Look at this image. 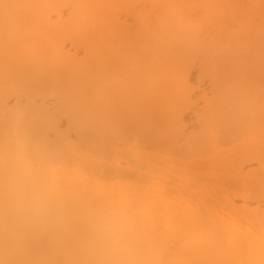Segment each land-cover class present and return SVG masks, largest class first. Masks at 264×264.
I'll return each instance as SVG.
<instances>
[{"label":"bare ground","instance_id":"1","mask_svg":"<svg viewBox=\"0 0 264 264\" xmlns=\"http://www.w3.org/2000/svg\"><path fill=\"white\" fill-rule=\"evenodd\" d=\"M262 17L264 0H0V264H264ZM86 101L148 135L141 169L92 156Z\"/></svg>","mask_w":264,"mask_h":264},{"label":"rangeland","instance_id":"2","mask_svg":"<svg viewBox=\"0 0 264 264\" xmlns=\"http://www.w3.org/2000/svg\"><path fill=\"white\" fill-rule=\"evenodd\" d=\"M247 10H248V9H247ZM249 10H250L249 12H251L252 9H249ZM253 12H254V10H253ZM255 12H257V11H255ZM255 17H256V16H255ZM249 18H250V17H249ZM258 18H259V16H258ZM258 18H257V20H258ZM262 18H264V17H262ZM251 19H252V18H251ZM253 19H254V16H253ZM247 20H248V18H247ZM257 20H256L255 22L258 23ZM259 20H261V19H259ZM263 21H264V20H263ZM263 21H262V22H263ZM251 22H252V21H251ZM263 23H264V22H263ZM247 24H248V23H247ZM251 24H252V23H251ZM254 24H255V23H254ZM248 25H250V23H249ZM256 25H257V24H255V28H256ZM263 25H264V24H263ZM250 26H251V25H250ZM250 26H248V27H250ZM259 26H260V24H259ZM261 28L263 29L264 27H261ZM247 29H248V28H247ZM256 30H258V28H257ZM262 32H264V31H262ZM262 35H264V34H262ZM262 40L264 41L263 36H262ZM261 42H262V41H261ZM262 43H264V42H262ZM259 44H261V43H258V45H259ZM258 45H256V46H258ZM251 46H252V45H251ZM262 46H263V44H262ZM262 46H260V47L262 48ZM261 48H258V50H259V49L261 50ZM254 50H256V49H254ZM250 52H251V51H250ZM255 54H256V53H255ZM255 54H253V55H251V56H254ZM262 54H263V51L261 52V55H262ZM257 55H258V54H256V56H257ZM261 55H260V57H261V59H263L262 56H264V55H262V56H261ZM254 57H255V56H254ZM256 58H258V57H256ZM254 59H255V58H254ZM255 60L257 61V59H255ZM258 61H260V63L262 62V61L259 60V59H258ZM251 63H252V61H251ZM255 63H256V62H255ZM255 63H254V64H255ZM258 63H259V62H258ZM260 63H259V64H260ZM262 63H263V64H262ZM262 63H261V64L264 66V59H263V62H262ZM254 64H253V65H254ZM262 65H259V67H260V68L262 67L261 69H262V71H263V68H264V67H263ZM254 66H255V65H254ZM254 66H252V67H254ZM255 68H256V67H254V68L252 69V71H253ZM256 69H257V70H256ZM256 69H255L256 72L254 71V73H255V76H256V78H257V77H259V75H261V73L259 74V70H261V69H259V68H256ZM258 69H259V70H258ZM260 72H261V71H260ZM254 73H253V75H254ZM256 73H258V76L256 75ZM263 73H264V71L262 72V74H263ZM248 74H252V72L250 71V73H248ZM253 75H251V76H253ZM263 75H264V74H263ZM263 75L261 76L262 78H263ZM249 76H250V75H248V77H249ZM248 77H247V78H248ZM252 78H253V77H252ZM252 78L249 77V80L251 81ZM259 78H260V77H259ZM259 78H258V80L260 81L262 78H260V79H259ZM258 80H255V78H253L252 81H258ZM263 80H264V78H263ZM261 81H262V80H261ZM261 81H260V82H261ZM262 82H263V81H262ZM113 89L116 90V88H113ZM62 90H63V89H62ZM107 90H108V89H107ZM107 90H106V91H107ZM63 91H64V90H63ZM63 91H62V92H63ZM66 91H67V88H66ZM67 92H68V91H67ZM108 93H109V91H108ZM114 93H115V92H114ZM87 94L91 96V93L89 94V93L87 92ZM105 94H106V93H105ZM68 95H69V96L72 95V97H69V96L67 97V96H66L67 99L69 100V99H72V98H73V95H74V94H68ZM113 95H114V94H113ZM74 96H75V95H74ZM106 97H107V96H105V95H104V97H103V98L106 99V100L104 99L105 101H101V102H100V100H98V98H96L97 101H95V102H97V103H101V104H103V103L105 102V104H107L106 102L108 101V99L110 100L111 97H109V96H108L109 98H108V97L106 98ZM113 97H114V96H113ZM113 97H112V98H113ZM115 97H116V96H115ZM115 97H114L112 100L108 101V102L111 103V101H112L114 104H116V102H115V101H116V100H115L116 98H115ZM74 98H75V97H74ZM74 98H73V100L75 101V103H76V102H79L78 100H77V101L75 100L76 98H75V99H74ZM61 99L63 100V98H61ZM64 99H65V98H64ZM77 99H80V102H79V103H81V98H77ZM92 99H93V97H92ZM62 100H60V101H62ZM73 100H72V101H73ZM60 101L58 102V99H57V103H60V105H61L60 107H62V104H63L64 101L62 102V104H61ZM74 101H73V102L69 101V103H68L69 106H72V105L74 104L71 108L68 107L67 105H66V106L63 105V106H64L63 108L67 107V108H66V109H67V112H72V113H73V110L78 109V108H76L75 106H78V105H79V106H78V107H79L78 110H80V109H81L80 104H79V103H76V104H75ZM89 102H91V99H90ZM89 102L86 101V103H87V105H86V106H87V109H86V110H87V111L89 110V113L86 112V111L84 110L85 112H83V115H82V116H84V115H85L84 113H86V115H88V114H89V115H92L91 117L89 116L90 118H88V120H90L91 123H92V122H96V121H98V119H99V122H100V123L97 122V124L99 123V124H98V126H99V130H98V127H96L97 125H95L94 123H92V127H91L90 125H88V124H90V122H89L87 119H86L85 122H82V123H81V126H80V127H81V128H84V129L86 130V131H85L86 134H88L89 136H90V134H91V137H90V138H88L86 135H83V137H82L81 134H83V130H84V129L82 130V132H79L77 129L74 130L75 128H77L76 126H79V125H77V124H76L75 127H73V128H74V129H73L74 132H73V131H70V130H72V126L75 125L73 122L75 121V119H77V117H79V116L81 115L82 112L79 113V111H78L79 115L75 113V114H76V115H75L76 118L73 117V114H74V113H73V114H72V117H73L74 119L72 120V118L68 117L69 114L66 113V112H64L65 110L63 109V110H64L63 112L66 113V114L62 115V116H63V119H65V120L63 121V119L60 118V119L63 121V122L60 123V125H61L62 128H63V127H66V128H67V135H69V136H74V137H77V138H84V139L87 137V138L85 139V140H87V141H85V142H89V144L91 143V144L93 145V147H95V150H94V148H93V149L91 150L92 152H90V150H89V148H90V147H89V144H88V143H83V144H82V142H79V143H77V142H73L71 146H68V148L70 147L71 150L74 149L73 151H75V152H77V153H80L81 155H84L85 157H86V156H89V154L92 153V156L96 157L97 159L99 158L100 161L103 162L101 166H103V165L106 166V167L110 166L108 163H112L113 161L116 160V155H117V156L120 155V156H119L120 161H123L122 163L120 162V163H121L120 165H123V166H130V164H131V166H140V167H138V168L141 169L143 165H141L140 162L137 163V162L135 161L136 157L132 154V151H133V150H135V151L138 150V151H139V150H146V149H148L149 146H150L151 143H152V141H149L150 139L147 138L148 135H147L146 133H145L146 137H144L145 135H143V137L145 138V140H144V139L139 140V138H140L141 136L138 135V136H139V137H138V136L136 135V134H138V132H137V133H136V132H133V133L131 132L132 135L129 136V134H131V133H130L129 131L127 132V129L125 130V128H124V131H125V132H123V128H122V127H119V128H118L119 125L116 124V125H117V126H116L115 123L112 122L111 117L113 116V114L111 115V117H110L109 115H107V114H104L105 111H104V109L101 107V104H99V105H94V104L90 103V105H92L91 108H90V106H88V105H89V104H88ZM117 102H118V104H119L121 101L119 102V101H118V98H117ZM57 103H56V104H57ZM72 103H73V104H72ZM110 103H109V104H110ZM122 103H123V102H122ZM53 104H55V103H53ZM65 104H66V102H65ZM77 104H78V105H77ZM111 104H112V103H111ZM114 104H113V107L111 106L110 109H112V108L114 109V107H115ZM57 105H58V104H57ZM120 105H121V104H119V106H120ZM81 106H82V103H81ZM102 106H104V107H105V110H106V107H107V106L104 105V104H103ZM116 106H118V105L116 104ZM125 106H126V109L123 108L124 105H123V106L121 105L120 108L117 107V108H119L118 110H117V109H115V110L112 109V113H114V114L116 115V113L113 112V111H116L117 114H118V113L120 112L119 110L122 108L121 112H122L123 110H124V112L127 110V112H126L127 115H128V114L130 115V112L128 111V110H129V109H128V106H127L126 104H125ZM58 107H59V106H58ZM60 107H59V108H60ZM73 107H74V108H73ZM88 107L92 110L93 113L91 112V110H90ZM55 108H56V107H55ZM68 108H69V109H73V110H72V111H71V110L68 111V110H69ZM82 108H83V106H82ZM115 108H116V107H115ZM61 109H62V108H61ZM83 109H84V108H83ZM110 109L108 108V112H109ZM76 111H77V110H76ZM82 111H83V110H82ZM94 112H95V113H94ZM102 112H103V114H102ZM61 113H62V112H61ZM91 113H92V114H91ZM96 113H97V114H96ZM105 113H106V112H105ZM110 113H111V111H110ZM62 114H63V113H62ZM93 114H94V115H93ZM77 115H78V116H77ZM86 115H85V117H87ZM105 115H106V117H105ZM127 115H124V116L127 118V117H128ZM93 116H94L96 119H93V120H92V118H94ZM96 116L99 117V118H97ZM119 116H121V115H118L117 119L114 120V121L118 122V121H119V119H118ZM124 116H123V117H120V120H122V119L124 118ZM126 118L124 119L125 121H126ZM82 119H84V118H82ZM82 119H81V116H80V118H79L78 120L81 122ZM109 119H110V120H109ZM113 119H115V118H113ZM131 119H132V118H131ZM137 119H139V121L137 120V121L135 122V121L131 120V126H129V130L132 129V126H133V124H135V123H136V126H137V127H136L135 125L133 126V128L136 127V128L134 129V131L138 128V125H139V124H140V126H141V122H140L141 120H140V118H138V116H137ZM78 120H77V121H78ZM94 120H95V121H94ZM100 120H101L102 122H101ZM66 121H67V123H68L69 125L72 124V123H73V125L68 126V124L66 123ZM69 121H70V122H69ZM79 121H78V122H79ZM82 121H83V120H82ZM87 121H88L89 123H88ZM128 121H130V120H128V118H127V121H126V122H128ZM132 121H133L134 123H132ZM126 122H125V123H126ZM75 123H76V122H75ZM102 123H103V125H102ZM118 123H120V121H119ZM104 124H105V125H104ZM120 125H121V123H120ZM127 125H128V124H127ZM93 126H94V127H93ZM80 127H79V128H80ZM124 127H126V126H124ZM101 128H102V129H101ZM106 128H107V129H106ZM120 128H122V129H120ZM140 128H142V126H141ZM68 130H69V131H68ZM79 130H80V129H79ZM139 130H140V129H139ZM142 130H143V128H142ZM142 130H141V131H142ZM76 131H78V132H76ZM80 131H81V130H80ZM87 131H89V132L87 133ZM104 131H105L106 133H105ZM131 131H133V130H131ZM75 132L77 133V135H76ZM108 132H109V134H108ZM73 133H74V135H72ZM78 133H80V134H78ZM89 133H90V134H89ZM103 133H104V134H103ZM126 133H127V134H126ZM134 133H135V134H134ZM84 134H85V133H84ZM107 134H108V135H107ZM113 134H114V135H113ZM139 134H140V133H139ZM142 134H144V132H143ZM92 135H93V136H92ZM112 135H113V138H114V139H112V140H114V141H112V140H110V141H112L111 144L114 143V145L111 146V144H110V146L108 145L109 147H106V148H103V149H102L101 147H102V146L104 147V146H106V145L108 144V143L106 142V140H107L108 138H109V139L112 138V137H111ZM126 135H127L128 137H131V138H133L134 135H135V137L133 138V140H132V139H127V138H126ZM249 135H250V136H249ZM80 136H81V137H80ZM84 136H86V137H84ZM105 136H106V137H105ZM115 136H116V138H115ZM117 136H118V137H117ZM150 136H151V134H150ZM95 137H96L97 139H96ZM247 137H248L247 139L250 140V141H248V142H249V143H252V142H251V141H252L251 139H253V137L251 136V132H250V133L248 132ZM125 138H126V139H125ZM146 138H147L148 140H147ZM152 138H153V137H152ZM88 139H89V140H88ZM90 139H91V140H90ZM92 139H93V140L95 139V142H96L97 145H99L100 143H102V146H101V147H98ZM53 140H54V141H52V142H53V146H56V145H57V141H56L55 138H54ZM137 140H138V145L136 144ZM151 140H152V139H151ZM261 140H262V139H261ZM103 141H104V142H103ZM107 141H108V140H107ZM110 141H109V143H110ZM139 141H140V142H139ZM141 141H142V142H141ZM147 141H148V142H147ZM257 141H260V140L257 138V139L255 140V142H257ZM93 142H94V143H93ZM98 142H99V143H98ZM105 142H106V144H104ZM150 142H151V143H150ZM263 142H264V141H262V145H263L262 147H264ZM63 143H64V142H61L59 145H62V146H63ZM134 143H135L136 145H134ZM142 143H143V144H142ZM80 144H81V145H80ZM123 144H124V145H123ZM59 145H58V146H59ZM82 145H83V146H82ZM86 145H87V146H86ZM92 145H91V146H92ZM100 145H101V144H100ZM122 145H123V146H122ZM144 145H145V146H144ZM62 146H59V148H61ZM81 146H82V147H81ZM96 146H97V147H96ZM114 146H115V148H112L111 151H110V147H114ZM117 146H119L120 148L117 147ZM125 146H126V148H125ZM127 146H128V147H127ZM140 146H141V147H140ZM71 147H72V148H71ZM83 147H85V148H83ZM87 147H89V148H87ZM137 147H139V148H137ZM64 148L66 149V147H64ZM68 148H67V149H68ZM86 148H87V150H86ZM108 148H109V150H107ZM121 148L123 149V151H121ZM141 148H143V149H141ZM101 149H102V150H101ZM105 149L108 151L107 153H106V150H105ZM124 149H128V150H127L126 152H124ZM88 150H89V151H88ZM129 150L131 151L130 153H129ZM62 151H65V150L62 149ZM66 151H68V150H66ZM69 151H70V150H69ZM96 151H97V152H96ZM109 151H110V152H109ZM89 152H90V153H89ZM110 154H111V155H110ZM7 155H8V154H7ZM121 155H123V156H121ZM99 156H100V157H99ZM124 156H125V157H124ZM11 157H13V156L11 155ZM104 157H105V158H104ZM96 158H95V159H96ZM106 158H107V159H106ZM80 159H81V157H80ZM99 159H98V160H99ZM83 160H84V159H83ZM132 160H133V161H132ZM30 161H32V164H33V162H35V159H32V160H30ZM81 161H82V160H80V162H81ZM129 161H130L131 163H129ZM77 162H78V161H77ZM124 162H125V163L127 162V164H125ZM81 163H82V162H81ZM105 163H106V165H105ZM107 164H108V166H107ZM139 164H140V165H139ZM107 170H108V169H107ZM129 171H130V170H129ZM151 171L153 172L152 169H151ZM131 172H132V170H131L129 173H131ZM129 173H128V172L126 173V170H125V175H124V177L127 178L128 176H131V175H129ZM134 174H135V173L133 172V176H134ZM127 179H130V177H128ZM0 185H1V184H0ZM114 201H116V199H115V200L113 199V203H114ZM116 203H117V201H116ZM106 208H107V207H106ZM106 210H108V212L110 211V213H112L111 215H114V213H116V212H112L111 209H110L109 207H108ZM121 212H122V211H121ZM118 215H121V214L119 213Z\"/></svg>","mask_w":264,"mask_h":264}]
</instances>
